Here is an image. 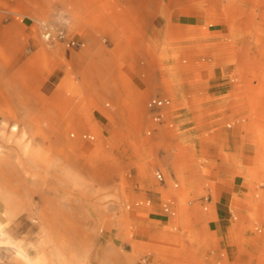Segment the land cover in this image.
Segmentation results:
<instances>
[{
  "label": "rangeland",
  "instance_id": "rangeland-1",
  "mask_svg": "<svg viewBox=\"0 0 264 264\" xmlns=\"http://www.w3.org/2000/svg\"><path fill=\"white\" fill-rule=\"evenodd\" d=\"M0 221V264H264V0H0Z\"/></svg>",
  "mask_w": 264,
  "mask_h": 264
},
{
  "label": "crops",
  "instance_id": "crops-1",
  "mask_svg": "<svg viewBox=\"0 0 264 264\" xmlns=\"http://www.w3.org/2000/svg\"><path fill=\"white\" fill-rule=\"evenodd\" d=\"M179 14L181 16L186 15L189 20H195L196 22H199V20H201L199 13L196 12L195 9L181 10L179 12ZM217 68H219V67L216 66L215 68L212 69V72L215 73V76H217V73H216ZM250 141L255 142L258 146L256 138L250 137ZM251 153H254L253 147L248 146V145L245 146L243 149V158L244 159H250ZM260 158H261V154L257 151L256 155L254 157V163H253L254 165L250 166L249 163H247L246 165H244L242 163L243 168L240 167V169L237 170V174L243 176L246 181L252 183L251 172L257 171L259 164H260L259 162L261 160ZM232 159L236 163H238L241 160V158L237 154L232 155ZM206 165L209 167H214L213 164L209 163V162H207ZM223 186L224 187H222L223 188L222 192L221 193L218 192L217 199H216L218 220L216 222L211 223V231L214 233V235H216V234L218 235L221 233L222 237H225V234H226L225 223L231 218L232 202H233V197H234L236 189H235V186L232 184H223ZM151 188H153L155 190V188L153 186H151ZM151 209H152V207L149 208V211H151ZM152 211H153V209H152ZM151 221H153V220L152 219L149 220V222H151ZM153 222H155V221H153ZM227 229H228L227 231H229V232L232 231L230 226Z\"/></svg>",
  "mask_w": 264,
  "mask_h": 264
},
{
  "label": "bare ground",
  "instance_id": "bare-ground-1",
  "mask_svg": "<svg viewBox=\"0 0 264 264\" xmlns=\"http://www.w3.org/2000/svg\"><path fill=\"white\" fill-rule=\"evenodd\" d=\"M46 37H50V34H46L45 35ZM239 56H241L242 58V55L241 54H238ZM252 64V63H251ZM238 66V65H237ZM252 67V66H251ZM249 69V68H248ZM255 69V68H254ZM256 70V69H255ZM248 75V74H247ZM215 79V78H214ZM12 129L14 131H18L19 129V126L18 124H14ZM28 157L32 158V159H42L44 157V153L42 151V149L40 148H29V149H26V152H25ZM254 160V159H253ZM198 161V160H197ZM254 162V161H253ZM191 163V162H190ZM193 165V164H192ZM144 171L141 173V176L144 178V179H147L148 176L144 175ZM199 174V173H198ZM184 182H186V180H189L190 183H192L194 185V183L198 184V179L195 180V179H192L191 177H189L188 179L186 178H183ZM155 184V183H154ZM153 186V185H151ZM154 188H158V186H153ZM4 224V223H3ZM2 222L0 221V236L3 235L4 233H6L7 231L4 230V227L3 226ZM10 229V228H9ZM242 229V228H241ZM203 231V230H202ZM246 234V233H245ZM239 235V234H238ZM241 235V234H240ZM238 238V237H237ZM240 240V239H239ZM238 242V240H237ZM59 246V249L58 251L56 252V256H57V260H58V264H77V263H73L70 259L72 258V255L73 254H70V253H67L64 251V249L60 248L61 246H63V243H61V245H58ZM23 257H24V261L23 263L24 264H53L52 263V260L48 259L47 255H44L40 258H38L37 260L33 259L29 254H26V253H22ZM74 256V255H73ZM74 261V259H73Z\"/></svg>",
  "mask_w": 264,
  "mask_h": 264
},
{
  "label": "built area",
  "instance_id": "built-area-1",
  "mask_svg": "<svg viewBox=\"0 0 264 264\" xmlns=\"http://www.w3.org/2000/svg\"><path fill=\"white\" fill-rule=\"evenodd\" d=\"M162 177V174H158V178L163 179Z\"/></svg>",
  "mask_w": 264,
  "mask_h": 264
}]
</instances>
